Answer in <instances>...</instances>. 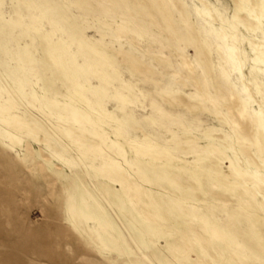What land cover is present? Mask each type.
<instances>
[{"label":"rangeland","instance_id":"374dc122","mask_svg":"<svg viewBox=\"0 0 264 264\" xmlns=\"http://www.w3.org/2000/svg\"><path fill=\"white\" fill-rule=\"evenodd\" d=\"M0 264H264V0H0Z\"/></svg>","mask_w":264,"mask_h":264},{"label":"bare ground","instance_id":"6f19581e","mask_svg":"<svg viewBox=\"0 0 264 264\" xmlns=\"http://www.w3.org/2000/svg\"><path fill=\"white\" fill-rule=\"evenodd\" d=\"M45 4H46V3H45ZM254 6H255V5H254ZM237 9H238V8H237ZM251 9H252V8H251ZM251 9H250V10H251ZM239 10H240V9H239ZM237 12H238V11H237ZM237 12H236V13H237ZM246 12H247V11H246ZM247 14H248V13H247ZM257 14H258V13H257ZM250 16H251V15H250ZM255 19H256V18H255ZM68 27H69V26H68Z\"/></svg>","mask_w":264,"mask_h":264}]
</instances>
